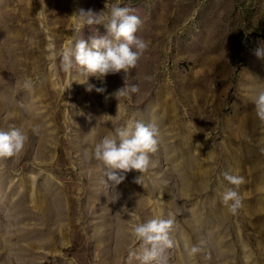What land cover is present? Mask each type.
Here are the masks:
<instances>
[{
	"label": "rangeland",
	"instance_id": "1",
	"mask_svg": "<svg viewBox=\"0 0 264 264\" xmlns=\"http://www.w3.org/2000/svg\"><path fill=\"white\" fill-rule=\"evenodd\" d=\"M113 4L142 19L137 35L150 42L127 77L140 91L118 100L123 71L103 85L89 77L106 86L99 94L61 66L74 39L107 34L74 32L73 13ZM261 45L264 0H0V128L28 137L0 160V264H139L130 225L160 217L174 220L168 264H264ZM130 119L155 121L160 145L146 173L115 189L94 144ZM225 170L245 181L236 215L222 203ZM186 244L200 252L189 258Z\"/></svg>",
	"mask_w": 264,
	"mask_h": 264
},
{
	"label": "clouds",
	"instance_id": "2",
	"mask_svg": "<svg viewBox=\"0 0 264 264\" xmlns=\"http://www.w3.org/2000/svg\"><path fill=\"white\" fill-rule=\"evenodd\" d=\"M108 8L106 2L105 9ZM103 12L104 10L97 12L92 9L85 11L81 8L73 13L71 17L78 21L72 29L74 32L81 31L85 25H103L107 34L104 36L94 34L88 40L74 39L61 53V66L65 73L70 74L76 70L84 78V82L80 84H85L87 91L94 90L99 94L107 92L106 86L97 87L88 83L89 77H95L103 85L106 76L123 71L125 85L110 94L118 100L140 91L138 84L127 83V77L130 69L137 66L150 42L137 35L143 21L133 14L131 8L113 4L108 14H102ZM255 55L264 59V45L255 50ZM145 79L151 80L152 77L146 76ZM32 86L30 78L23 80V88L31 89ZM104 99L107 101L109 96L105 95ZM253 104L256 116L264 122V89L257 92ZM32 132L38 134L39 126L33 127ZM160 136L161 131L155 121L149 120L145 123L142 120L130 119L115 128L113 134L106 135L96 142L94 157L104 166L103 183L116 189L124 181V174L132 170L142 175L146 173L151 164L150 154L158 151ZM27 139V135L20 128L8 130L0 128V160L20 154ZM142 175L134 182L141 184ZM221 175L227 185H230L224 187L222 203L228 207L232 215H236L243 206L242 198L236 189L245 182L244 177L232 174L230 170L223 171ZM119 197L120 193L116 191L115 201ZM129 215L133 213L130 212ZM173 225V219L163 217L132 223L131 234L140 242V250L131 252L130 256H134L139 264H168L166 250L174 246L171 236ZM185 251L189 258H193L200 252V248L186 244Z\"/></svg>",
	"mask_w": 264,
	"mask_h": 264
}]
</instances>
